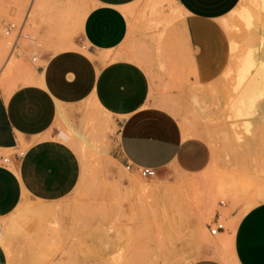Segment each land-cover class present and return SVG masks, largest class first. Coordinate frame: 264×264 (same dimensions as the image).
Masks as SVG:
<instances>
[{"label": "rangeland", "instance_id": "1", "mask_svg": "<svg viewBox=\"0 0 264 264\" xmlns=\"http://www.w3.org/2000/svg\"><path fill=\"white\" fill-rule=\"evenodd\" d=\"M253 1L240 0L219 19L228 44L221 54L224 66L204 83L180 80L164 68V47L183 15L176 0H138L127 10L136 36L128 37L122 51L140 56L155 90L164 93L154 96L157 102L177 116L186 135L206 140L211 161L199 172L171 164L154 177H141L120 158V126L113 115L86 104L74 123L64 109L58 127L78 155L80 178L67 196L52 202L27 199L0 218V241L9 254L12 242L25 264H188L212 248L233 264L229 238L211 235L209 226L222 211L227 234L231 221L264 201L259 199L264 193V98L245 117L230 105L241 58L252 49L264 61V10L262 0ZM245 6L254 14L251 25L239 15ZM89 10V0H0V86L29 83L45 56L76 47L70 42ZM27 12L31 35L41 45L22 40L21 49L10 54L4 27Z\"/></svg>", "mask_w": 264, "mask_h": 264}, {"label": "crops", "instance_id": "2", "mask_svg": "<svg viewBox=\"0 0 264 264\" xmlns=\"http://www.w3.org/2000/svg\"><path fill=\"white\" fill-rule=\"evenodd\" d=\"M89 1L90 10L70 42L76 47L45 56L32 83L10 89L0 86V218L27 199L52 202L74 190L80 162L69 135L58 127L64 109L74 123L80 117L78 108L86 104L113 115L120 126L118 151L123 162L157 170L173 164L199 172L211 161L206 140L186 135L177 116L157 102L154 96L164 93L155 90L140 56L122 51L132 36L127 10L138 0ZM239 1L176 0L183 15L174 39L164 47V68L174 70L180 80L204 83L216 77L224 66L221 54L228 47L219 19ZM23 145L22 157L12 154ZM8 151L13 167L1 162ZM219 215L222 211L216 218ZM220 233L222 239L229 238L233 264H264V201L231 221L227 234L226 228ZM11 245L13 254L0 241V264H25L17 244ZM188 264L231 263L211 248Z\"/></svg>", "mask_w": 264, "mask_h": 264}, {"label": "bare ground", "instance_id": "3", "mask_svg": "<svg viewBox=\"0 0 264 264\" xmlns=\"http://www.w3.org/2000/svg\"><path fill=\"white\" fill-rule=\"evenodd\" d=\"M259 4L260 9L264 10V0ZM239 15L247 24H253L254 14L248 7L246 8L245 6V8H242ZM27 78L28 76L24 80H27ZM34 80H36L35 72L34 74H30L29 80L27 81L32 83ZM262 98H264V61L256 58L255 50L251 49L240 60L234 87V97L230 105H232L231 107L237 113L236 115L244 116L252 113L256 109L255 103L258 100L260 102ZM242 116L239 117L242 118ZM259 199L264 200V193L260 195Z\"/></svg>", "mask_w": 264, "mask_h": 264}, {"label": "built area", "instance_id": "4", "mask_svg": "<svg viewBox=\"0 0 264 264\" xmlns=\"http://www.w3.org/2000/svg\"><path fill=\"white\" fill-rule=\"evenodd\" d=\"M28 19H29V12H27L21 19L10 20L6 23L4 27V31L5 34L11 38L10 54H14L17 49H21L22 40H31L36 42L38 46L41 45V43L36 41V38L31 35V32L29 30ZM23 52L25 55H27L26 51ZM37 58H38L37 55L32 56L33 60H36ZM12 154H15V156L19 158L25 154V150L21 148H17L16 150L13 151ZM1 162L6 165L12 163L13 159L11 154L2 155ZM124 164L129 171H136L141 177H145V178L154 177L158 174V170L155 167L136 164L130 160H126ZM224 229H225V222L223 219H221L220 215L209 226V231L211 235H217L218 233H220L221 230Z\"/></svg>", "mask_w": 264, "mask_h": 264}]
</instances>
